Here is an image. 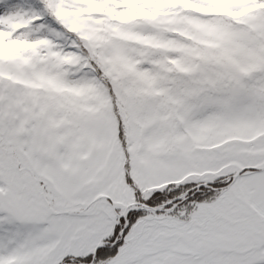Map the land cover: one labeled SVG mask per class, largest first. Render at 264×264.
<instances>
[{
  "label": "snow or ice",
  "instance_id": "obj_1",
  "mask_svg": "<svg viewBox=\"0 0 264 264\" xmlns=\"http://www.w3.org/2000/svg\"><path fill=\"white\" fill-rule=\"evenodd\" d=\"M0 264H264V0H0Z\"/></svg>",
  "mask_w": 264,
  "mask_h": 264
}]
</instances>
